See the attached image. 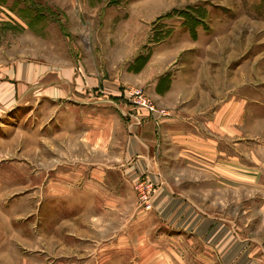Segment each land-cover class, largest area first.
<instances>
[{
	"label": "rangeland",
	"instance_id": "1",
	"mask_svg": "<svg viewBox=\"0 0 264 264\" xmlns=\"http://www.w3.org/2000/svg\"><path fill=\"white\" fill-rule=\"evenodd\" d=\"M28 1L11 6L12 13L19 14L26 27L16 21H0V65L19 57L38 58L49 66L63 65L59 70L63 77L73 70L67 68L69 57H78L80 65L73 70L75 78L81 86L91 82L89 89L93 96H106L124 108L139 110V126L152 120L164 128L157 136L160 143L153 149L155 162L142 165L143 171L129 181L133 195L123 198L122 206L130 207L133 214H126L124 209L119 211L122 201H115L116 196L108 188L104 204L107 221L93 224L94 219L87 221L82 210L91 190L98 188L99 193L105 190L100 188L99 178L85 182V163L91 160L96 174L106 168L109 187L110 183L119 184V165L114 159V164H105L102 159L112 158L113 153H118L117 149L100 153L97 148H85L80 129L76 133L80 131V138H73L68 116L59 117V108L48 100L27 105L17 103L0 118V191L11 189L5 197H0L1 204L20 211L32 210L31 216L26 218L32 227H28L27 237L35 235L38 225H42L40 230L44 237L55 236L59 223L57 233L64 241L59 252L55 251L57 245L25 246L21 249L23 253H39L38 261H30L31 264H117L116 256L100 255L103 245L97 242L103 236H119V230L123 235L141 239L139 251L131 256L120 255L124 259L119 264H264V0H171V8L164 4L159 10L164 6L167 9L148 21L149 35L133 58L120 62L119 70L110 69L97 60L98 66H104V70L98 71L99 75L94 68L89 69L88 64L93 61L90 54L84 52L88 35L81 36L75 31L80 28L84 32L82 21L76 17L79 14L82 18L81 13H89V9L76 5L75 12L68 2L34 0L43 11V17L35 20L22 12ZM109 2L107 8L112 4ZM171 11L174 13L164 17ZM72 14L74 18L70 20ZM185 15L201 21L194 35L184 24ZM154 34H158L160 40L155 39ZM163 42L169 45L168 49L178 50L171 66L158 78L157 94L164 95L171 82L174 84L165 103L153 94L148 82L141 84L140 78L136 79L145 65L140 68L134 61L140 52H147L145 46L152 50ZM118 71L119 87L116 85ZM135 92L145 98L153 110L135 104L132 101ZM232 99L235 103L242 102L237 106L234 127L229 128H233L235 134L228 133L225 118L224 130L219 132L218 157L212 163L210 158L199 155L195 126L197 120L210 117L213 110L221 109ZM67 104L70 101L63 102L60 108ZM115 109L109 108L106 117L108 137L114 142L126 141V129L120 139ZM122 118L125 127L129 118ZM92 119L93 124L102 122L100 118ZM84 120L82 114L79 122ZM99 129L91 135L92 141L99 136ZM170 129L177 133L184 131L189 140L181 143L176 133L170 136ZM233 139L235 158L231 162L227 155L232 154ZM227 140L229 148L225 146ZM126 166L130 165L124 164V169ZM213 176L220 179H212ZM228 176L235 180H228ZM163 186L170 189L165 198L185 201L189 208L178 223L153 227L155 220L150 217L153 199ZM145 190H149V209L139 199ZM69 206H73L75 212H69ZM56 209L58 214H53ZM136 211L140 213L138 218ZM184 219L188 221L187 226L180 223ZM69 224L77 228L74 236L67 234ZM92 225L97 227L96 237L99 238L88 244L84 229L93 228ZM159 236L169 240L159 244L160 241L152 239ZM160 247L164 254L157 252L154 257L153 250ZM108 248L116 246L108 245ZM89 253L94 257L99 254V258L91 259L93 256ZM29 257L31 260L32 256Z\"/></svg>",
	"mask_w": 264,
	"mask_h": 264
},
{
	"label": "crops",
	"instance_id": "2",
	"mask_svg": "<svg viewBox=\"0 0 264 264\" xmlns=\"http://www.w3.org/2000/svg\"><path fill=\"white\" fill-rule=\"evenodd\" d=\"M61 1L64 3L68 2L75 12L77 10L76 5L80 6L81 9H89V13L85 10V12L81 13L82 18H80L77 13L78 17L75 16L77 20L82 21V26L85 28L84 32L80 28H74L75 31H78L77 33H79V35H88V44L84 46V52L90 54L91 62L93 61V64H88L89 69L94 68L98 75V71L104 70V66H98L96 64L97 60L105 63L106 67L110 69L119 70L120 62H126L133 58L137 49L149 35L148 21L158 13L167 9H164L167 7L164 6L163 10L161 9L160 11L159 9L161 6L164 4L170 6V3H172L171 0H52V2L56 4H59L58 2ZM15 2L23 3V0H0V21H16L26 27V25L20 20L21 18L19 14L16 13V16L12 13L13 9L11 6ZM108 2L112 4L108 5L107 8ZM168 8H171V6ZM72 18H74V15L70 17V20ZM65 20L67 21L66 17ZM209 32H211V30H208V33ZM207 35L208 34H204V36ZM196 42H198V39ZM168 48L169 45L166 44V42L159 43L152 47V53L149 60L143 69L136 74V79L140 78L138 80L141 81V84L144 82L149 83L148 85L150 86V89L153 90V94L160 97L162 103H165L168 99L169 93H171L174 84L171 82L170 89L166 92L164 91V95H161V93H159V95L156 91V88L158 87V78L171 66L173 63L172 58L178 52V50H171ZM75 53L78 54V50H75ZM97 56H99L98 59ZM71 58L72 57H69L67 68L75 70L80 65V59L78 57ZM60 66L63 67V65L59 64L49 66L43 60L38 58L28 59L27 57L14 58L5 61V64L3 65H0V118L9 110H12L17 103H19V105H27L28 102L38 103L40 101L48 100L59 108V112L61 113H58L59 117L64 114L68 116L69 129L73 132V138H80L79 132L81 131V134L83 133L80 135L81 138L83 137L85 148L89 150L97 148L100 150V153L106 152L108 149H117L118 153H113L112 158L107 156V158L102 159H104L103 162L105 164H114L113 162L116 161L115 164L119 165L117 167L119 168V184L110 183L109 187L107 185L109 177H106V168L102 169V172L99 171V173L96 174V169L94 170L91 167L93 166L92 161L89 160V162L85 163L84 172H87L85 175V182H91L95 177L99 178L100 182H102L99 186L105 190V193L102 191L99 193L97 191L98 188L91 190L87 198L88 201L84 205L82 212L87 221H92V219H94V221H92L93 224L96 222H104L107 221V209L104 207L108 198V192L106 190L110 188L111 194L116 196V199H114L115 201H122L120 206H122L124 202L123 198L133 195L129 181L134 175L143 171L142 165H149L155 162L153 160L156 159V154H154L153 149L160 143L157 136L160 130H164V128L163 126H157L152 120L139 126V122H141L137 119L140 114L139 110L135 111L132 108H124L120 104H115L106 96H93L89 89V87L92 86L91 82L88 84L85 83L81 86L79 80L75 78L76 73H74L73 70L69 71V76L61 77L59 71L61 68ZM64 67H66V65ZM90 73L91 72L88 74L90 75ZM101 75L105 77L103 72ZM117 76L116 85L119 87V71L117 72ZM100 84L105 85V82L100 81ZM163 85L165 86L166 84ZM161 87L163 88V86L160 85V88ZM67 100L70 101V104L60 108L61 104ZM241 103V101L235 103V100L232 99L228 101V103H225L221 109L216 108L213 110L210 117L202 118L199 121L197 120V127L195 126V140L197 150H199V152L201 151V153H199V155L201 154L200 156L207 159L210 158L212 160L211 162L214 163L213 160L218 157L217 147H219L220 129L224 130L223 124L225 123L224 121L226 118L228 133H230V131L231 133H234V129L229 128L230 126L234 127L236 122V110L238 109L237 106H241ZM111 107H116L115 117L117 119L118 133L120 132V139L123 138V130L126 129L125 133L128 134L127 136H124L126 141L121 139L122 141L114 142L108 137L109 132L108 128H106V121L109 115V108ZM82 114L85 120L81 123L79 121ZM122 116L129 118V122L125 127ZM147 116L148 115L146 114V117ZM92 117L100 118L99 120L105 122V124L102 125V122L100 124H93ZM104 117L107 118L105 119ZM162 124L163 122L161 125ZM102 126H105V128ZM98 128H101L99 129L100 134L98 137L96 135L95 138L97 139L92 141L91 135L93 133L96 134ZM78 129H80V131L76 134ZM174 133H176V136H178V140L181 143L187 142L190 138L184 131L180 130L177 133L174 130H169L170 136H173ZM234 142L233 139L231 141V156L230 154L227 155V159L231 162H233L235 158ZM225 146L229 148L230 141L227 140ZM125 149H127L126 152H128L125 153V155L128 156L126 159L124 158L125 156L123 153ZM127 159H129V161H127ZM100 163L103 164L102 162ZM229 163L230 162L228 161V164ZM124 164H128L131 167L126 166V169H124ZM227 178L228 180H235L232 176H228ZM212 179L219 180L220 176H213ZM10 190V188L1 190L0 197H5ZM169 191L170 189L165 186L160 187L153 199V211L150 212V217L155 220L153 227L158 224H163L164 226L176 224L178 223L177 220H181L187 215L189 205H187L185 201L165 198L166 192ZM71 207L73 206L68 207V211L75 212ZM129 208H124L122 206L119 211L124 209L126 214L129 212L132 215L133 210ZM56 211L59 212V210L56 209L53 210L52 213L58 214ZM36 213L38 214V212ZM30 214H32V210L29 211L26 209L20 211L13 206L1 204L0 201V262L2 264H20V262H22V264H31L30 261L37 262L39 259L37 258V254L39 253H23V250L21 251V249H24L25 246L57 245L58 249L55 251H61L59 246L64 244V241L61 240V236L57 233L60 227L59 223L56 225L57 235L55 236L52 234V237H44L41 232L42 229L40 230V226L42 225H38L35 230V235L27 237V232L29 230L28 227L31 226H29V220L26 218L31 216ZM139 215V211H136L135 217L138 218ZM128 217H130V215ZM63 220H65L64 217ZM64 223L66 224V222ZM180 223L181 225L182 223L186 226L188 225L186 219ZM96 229L97 227L95 226H93V228L90 227V229H84L85 241H94L99 238L96 237V234H98ZM76 231L77 228L74 225L70 226L69 224L67 234L74 236ZM121 234L122 233L119 230V236L111 238L103 236L100 237L99 242H97L98 244L103 245V247L100 248V255L102 253L105 257H108L109 255L116 256L117 264H119L120 260L122 261V259H124L123 257H120V255L131 256L134 255L135 252H138L141 241L140 238L129 237V234H127V236L126 234ZM152 239H157L158 242L160 241L159 244H165V242L169 240L164 236ZM88 244L91 243L89 242ZM154 244L157 245V243ZM219 244L218 241V245ZM108 245H115L116 248L109 249ZM120 246L123 248H119ZM36 250H39V247L35 248V251ZM157 252L164 254L163 248L161 247L153 250L154 257L158 254ZM89 254L90 257L93 256L92 253ZM28 255L32 256L31 260ZM64 255L68 256V254ZM95 255L97 256H93L91 259L97 260L99 258V254ZM41 260L43 261L42 258Z\"/></svg>",
	"mask_w": 264,
	"mask_h": 264
},
{
	"label": "trees",
	"instance_id": "3",
	"mask_svg": "<svg viewBox=\"0 0 264 264\" xmlns=\"http://www.w3.org/2000/svg\"><path fill=\"white\" fill-rule=\"evenodd\" d=\"M33 1L34 0H29L28 2H26L24 8L22 9V12L26 16H28V14H29L32 19H35V20L41 19L43 17V11H41L40 6H38V3L37 2L35 3ZM172 13H174V12L171 11V12L167 13L166 15H164V17H166L167 15L169 16ZM185 16H186V18H185L184 24H185L186 27H188V29L194 35L195 34V27L199 23H201V21L199 19L191 16V15H185ZM154 35L156 36L155 39H159L160 40L161 37H158L159 36L158 34H154ZM151 41H154V40L152 39ZM144 49H147V52H145V53L144 52H140L134 59V61H136L138 63V66L140 68L143 65H145V63L148 60L149 54L151 52V50H150V48L148 46H145Z\"/></svg>",
	"mask_w": 264,
	"mask_h": 264
},
{
	"label": "built area",
	"instance_id": "4",
	"mask_svg": "<svg viewBox=\"0 0 264 264\" xmlns=\"http://www.w3.org/2000/svg\"><path fill=\"white\" fill-rule=\"evenodd\" d=\"M134 95V94H133ZM136 95H138L137 92H135V95L133 96L132 98V101L135 103V104H138L139 106H144V107H147L149 110H153V106H151L149 104V102L146 101L145 98H143L142 96L138 95V97H136ZM138 119V118H137ZM149 190H145L142 192V194L140 195L139 199L140 201H142L143 203H145L146 205V208L149 209L150 208V203H148V197H147V194H148Z\"/></svg>",
	"mask_w": 264,
	"mask_h": 264
}]
</instances>
